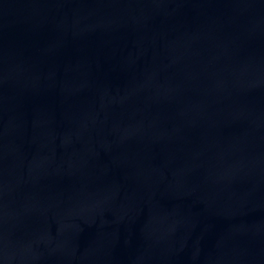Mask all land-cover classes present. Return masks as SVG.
Instances as JSON below:
<instances>
[{
	"label": "water",
	"instance_id": "95a60500",
	"mask_svg": "<svg viewBox=\"0 0 264 264\" xmlns=\"http://www.w3.org/2000/svg\"><path fill=\"white\" fill-rule=\"evenodd\" d=\"M0 264H264V0H0Z\"/></svg>",
	"mask_w": 264,
	"mask_h": 264
}]
</instances>
